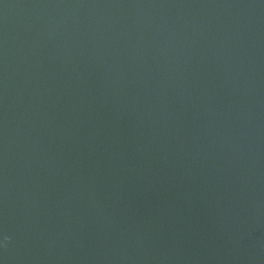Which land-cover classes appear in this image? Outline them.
<instances>
[{
  "label": "water",
  "instance_id": "obj_1",
  "mask_svg": "<svg viewBox=\"0 0 264 264\" xmlns=\"http://www.w3.org/2000/svg\"><path fill=\"white\" fill-rule=\"evenodd\" d=\"M0 261L264 264V0H0Z\"/></svg>",
  "mask_w": 264,
  "mask_h": 264
},
{
  "label": "clouds",
  "instance_id": "obj_2",
  "mask_svg": "<svg viewBox=\"0 0 264 264\" xmlns=\"http://www.w3.org/2000/svg\"><path fill=\"white\" fill-rule=\"evenodd\" d=\"M8 239H9V237H7V236L4 237V240H5V241H7Z\"/></svg>",
  "mask_w": 264,
  "mask_h": 264
},
{
  "label": "snow or ice",
  "instance_id": "obj_3",
  "mask_svg": "<svg viewBox=\"0 0 264 264\" xmlns=\"http://www.w3.org/2000/svg\"><path fill=\"white\" fill-rule=\"evenodd\" d=\"M0 264H2V261H0Z\"/></svg>",
  "mask_w": 264,
  "mask_h": 264
}]
</instances>
